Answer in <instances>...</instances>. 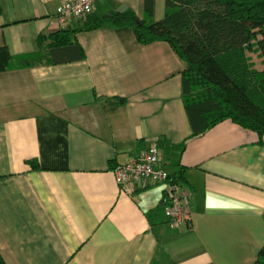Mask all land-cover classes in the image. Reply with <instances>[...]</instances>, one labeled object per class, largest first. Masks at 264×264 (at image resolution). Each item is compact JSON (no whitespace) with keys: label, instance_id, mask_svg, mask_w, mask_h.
I'll use <instances>...</instances> for the list:
<instances>
[{"label":"crops","instance_id":"0c3cea01","mask_svg":"<svg viewBox=\"0 0 264 264\" xmlns=\"http://www.w3.org/2000/svg\"><path fill=\"white\" fill-rule=\"evenodd\" d=\"M93 2L97 18L143 17L144 0ZM60 4L1 0L0 48L12 56L36 52L40 35L61 29L78 30L84 52L0 72L6 264H254L264 246V137L226 120L190 138L187 64L172 47L139 44L128 26H62ZM153 144L161 169L182 171L191 194L180 229L168 223L162 185L127 191L116 181L114 169Z\"/></svg>","mask_w":264,"mask_h":264},{"label":"trees","instance_id":"16d2710c","mask_svg":"<svg viewBox=\"0 0 264 264\" xmlns=\"http://www.w3.org/2000/svg\"><path fill=\"white\" fill-rule=\"evenodd\" d=\"M154 17L155 0H144L142 18L132 11L102 18L92 12L80 30L128 26L139 44L168 43L187 64L182 72V100L190 138L229 120L262 139L264 68L255 69L247 54L255 52L264 58V0H165L164 17L158 21ZM77 31L61 29L40 35L38 50L30 54L14 57L7 47L0 48V72L83 60L82 47L74 39ZM48 40L51 43L45 50ZM60 52L68 58H57ZM171 177L185 184L182 171ZM0 264H6L1 253ZM254 264H264V246Z\"/></svg>","mask_w":264,"mask_h":264},{"label":"built area","instance_id":"2783aa9c","mask_svg":"<svg viewBox=\"0 0 264 264\" xmlns=\"http://www.w3.org/2000/svg\"><path fill=\"white\" fill-rule=\"evenodd\" d=\"M92 12L93 0H61L57 9L58 20L62 26L68 25L72 20H84ZM162 161L158 146L153 144L137 158L117 166L114 169L116 181L127 191L138 183L162 185L168 223L174 229H180L189 220L191 194L161 169Z\"/></svg>","mask_w":264,"mask_h":264},{"label":"rangeland","instance_id":"374dc122","mask_svg":"<svg viewBox=\"0 0 264 264\" xmlns=\"http://www.w3.org/2000/svg\"><path fill=\"white\" fill-rule=\"evenodd\" d=\"M165 14V0H158L155 10V17L156 21L161 20ZM82 23L84 20H81ZM248 57L251 59V63H254V68L257 70H262L264 68V58L260 57L259 54L253 52L247 54Z\"/></svg>","mask_w":264,"mask_h":264}]
</instances>
